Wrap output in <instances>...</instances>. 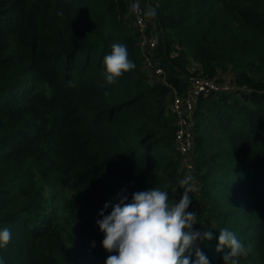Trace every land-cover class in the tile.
Masks as SVG:
<instances>
[{
    "label": "trees",
    "instance_id": "obj_1",
    "mask_svg": "<svg viewBox=\"0 0 264 264\" xmlns=\"http://www.w3.org/2000/svg\"><path fill=\"white\" fill-rule=\"evenodd\" d=\"M133 1L0 0V230L12 233L0 257L105 264L116 254L104 250L96 223L105 202L117 203L121 189L130 202L133 192L166 185L176 200L183 158L193 154L208 203L193 228L213 233L196 246L223 264L229 249L216 246L228 228L251 245L241 264H264V0L142 4L157 11L148 23L167 84L149 82ZM113 43L127 46L136 67L109 85L103 58ZM186 48L203 68L195 75L230 67L236 81L200 96L188 155L166 111L173 89L187 84Z\"/></svg>",
    "mask_w": 264,
    "mask_h": 264
},
{
    "label": "clouds",
    "instance_id": "obj_2",
    "mask_svg": "<svg viewBox=\"0 0 264 264\" xmlns=\"http://www.w3.org/2000/svg\"><path fill=\"white\" fill-rule=\"evenodd\" d=\"M141 11L139 0H134L128 7L129 15L140 16ZM143 16L154 20L157 11L147 5ZM103 65L109 85L117 83L118 78L136 67L129 59L127 46L122 43L111 45V52L104 56ZM68 83L70 87L75 86L73 81ZM178 183V188L183 189L178 202L175 199L170 202L167 185L164 189L152 187L133 192L130 202H126V188L121 189L117 193V203L105 202L98 213L102 218L96 223L104 234L101 242L104 250L116 253L109 255L105 264H210L196 242L212 240L213 233L195 230L193 225L198 224L197 214L187 211L192 203L190 193L195 187V177L189 172ZM110 206L111 211L105 214ZM11 238L9 229L0 230V249L6 248ZM225 247L229 251L222 258L223 264H241V258H247L252 250L251 245L245 246L233 231L222 228L216 251ZM193 251L195 260L191 259ZM0 264H5L3 257H0Z\"/></svg>",
    "mask_w": 264,
    "mask_h": 264
},
{
    "label": "built area",
    "instance_id": "obj_3",
    "mask_svg": "<svg viewBox=\"0 0 264 264\" xmlns=\"http://www.w3.org/2000/svg\"><path fill=\"white\" fill-rule=\"evenodd\" d=\"M140 6L142 10L141 15H133V27L139 37V45L144 57V68L149 75L148 79L150 83L161 81L167 84L161 57L157 56L156 53L158 39L154 30L150 29L149 19L143 16L145 7L141 3ZM185 80H187V84L183 92L173 89L172 101L167 108V112L175 118L177 128L175 145L180 153L188 155L195 145L194 112L200 96L227 92L232 90L233 86L219 81L216 77L211 78L202 74L189 76Z\"/></svg>",
    "mask_w": 264,
    "mask_h": 264
},
{
    "label": "rangeland",
    "instance_id": "obj_4",
    "mask_svg": "<svg viewBox=\"0 0 264 264\" xmlns=\"http://www.w3.org/2000/svg\"><path fill=\"white\" fill-rule=\"evenodd\" d=\"M147 1H150V0H139V2L141 4H144ZM118 9H119V12L122 11L121 8H118ZM129 26H130V24H129ZM130 28L133 29V27H130ZM139 49H140V52L142 54L141 47H139ZM186 50H187L188 56L185 55V58L187 60H189V63L186 62V59H183L182 64L186 65V69L188 70L189 74L188 75L186 74L185 76H194L196 73L203 72V68L201 66V63L199 61L195 60L191 56V53H190L188 48H186ZM175 55H179V53L178 52L173 53V56H175ZM142 56H143V54H142ZM213 77L218 78L220 81H222L223 83H226L230 86H234V84H236L235 83L236 82L235 81V72L230 67H228L227 69H223V70L218 68V73L214 76H211V78H213ZM165 80L168 83L167 76L165 77ZM171 101H172V95H169V97L166 99L167 108H168L169 104L171 103ZM194 122L196 125V116L194 118ZM195 125H194V130L196 128ZM195 158L196 157L193 154H192V157H186L185 156L183 158L184 165H185V171H182L181 178H183V176L188 174L189 172L195 177V187H194V190L190 193V195L192 197V203L190 204L187 211H195L197 214V222H199L198 214L201 213L204 215L208 212L207 211L208 203L206 202V200L203 196V193H202V187L204 186V183L201 181L203 172L196 170V167H195L196 163L194 162ZM178 187H179V184H178L177 190H176L177 202L181 198V195L183 192V189H180ZM243 264H245V263H243Z\"/></svg>",
    "mask_w": 264,
    "mask_h": 264
}]
</instances>
